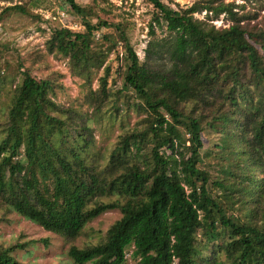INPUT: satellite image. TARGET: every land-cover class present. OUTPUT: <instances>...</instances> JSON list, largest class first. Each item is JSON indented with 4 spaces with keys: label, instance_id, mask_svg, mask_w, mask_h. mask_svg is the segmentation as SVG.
<instances>
[{
    "label": "trees",
    "instance_id": "trees-1",
    "mask_svg": "<svg viewBox=\"0 0 264 264\" xmlns=\"http://www.w3.org/2000/svg\"><path fill=\"white\" fill-rule=\"evenodd\" d=\"M66 1L85 29L55 28L49 52L88 76L105 60L95 50L96 33L115 27L126 60L122 87L109 92L106 66L84 104L98 113L114 94L131 91L145 114L142 126L124 130L103 153L89 119L53 99V81L23 70L0 125L1 203L69 239L119 209L103 241L70 245L76 264H125L128 252L134 264H264V177L256 172L264 166V25L251 24L257 14L236 0L179 8L174 0H147L168 34L150 40L141 61L121 23L94 24L86 7ZM11 11L28 13L22 4L3 13ZM201 12L203 19L195 16ZM221 15L229 24L216 27L211 21ZM162 55L167 63L153 66ZM110 111L113 119L124 115L117 105ZM207 126L223 132L217 147L228 153L217 177L202 167ZM236 206L239 215L231 212ZM24 247L0 245V264H25L13 255Z\"/></svg>",
    "mask_w": 264,
    "mask_h": 264
},
{
    "label": "rangeland",
    "instance_id": "rangeland-1",
    "mask_svg": "<svg viewBox=\"0 0 264 264\" xmlns=\"http://www.w3.org/2000/svg\"><path fill=\"white\" fill-rule=\"evenodd\" d=\"M76 1L86 7L88 11L85 17L94 24L100 21L121 23L141 61L147 57L150 40L154 37L160 39L168 34L165 25L160 26L153 21L155 9L147 0ZM192 1L174 0L170 5L174 8L185 7ZM236 2L245 5L244 11L257 14L251 22L252 25L259 27L264 25L262 0ZM14 4H22L28 13L16 11L3 13L7 6ZM195 16L203 19L205 12L196 13ZM211 23L216 27H225L229 21L221 15ZM152 24L155 34L150 32ZM58 27H67L73 31L85 29L82 17L73 11L66 0H0V70H5V74L2 72L4 80L0 84V125L5 119V106L10 101L12 90L24 77L21 72L28 70L36 78H49L53 81V99L65 108H74L78 113L84 114L86 116L84 118L89 119L96 149L103 153L108 152L119 134L135 126L141 127L140 121L145 116L136 108L138 99L128 90L120 95L114 94L98 113H95L88 103L84 104L88 90L98 88L106 66L110 67L109 92L116 93L122 87L126 60L124 46L118 40L119 33L115 27H103L96 33L94 47L98 52L105 54V60L101 67H92L90 75L87 76L86 73H77L68 57L57 52H49L47 42L54 29ZM104 35L110 36L111 40L105 39ZM115 42L117 46L112 47ZM165 57L162 55L153 66L157 64L164 66L167 63ZM114 105L123 111L122 117L113 119L110 116V109ZM222 136V131L213 130L209 126L203 134L202 167L209 169L214 177L220 175V166L229 164L228 153L217 147ZM225 136L229 137L226 134ZM256 172L259 178L264 177V166L258 167ZM231 212L239 215L241 210L236 206ZM121 215L119 209L108 210L89 221L78 237L69 239L9 210L0 201V245L8 246L16 242L25 244L24 248L13 252V255L25 264H76L68 255L70 245L86 247L103 241L106 231ZM127 259L125 264L135 263L130 252Z\"/></svg>",
    "mask_w": 264,
    "mask_h": 264
}]
</instances>
